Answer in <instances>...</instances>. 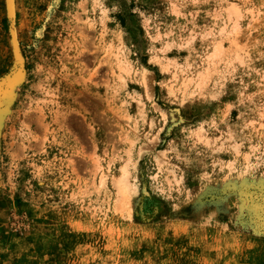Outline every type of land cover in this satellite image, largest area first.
I'll use <instances>...</instances> for the list:
<instances>
[{"label": "rangeland", "instance_id": "374dc122", "mask_svg": "<svg viewBox=\"0 0 264 264\" xmlns=\"http://www.w3.org/2000/svg\"><path fill=\"white\" fill-rule=\"evenodd\" d=\"M0 264H264V0H0Z\"/></svg>", "mask_w": 264, "mask_h": 264}, {"label": "bare ground", "instance_id": "6f19581e", "mask_svg": "<svg viewBox=\"0 0 264 264\" xmlns=\"http://www.w3.org/2000/svg\"><path fill=\"white\" fill-rule=\"evenodd\" d=\"M216 54L214 52L215 55H218L220 52V48L216 49ZM213 54V55H214ZM166 71V69H165ZM170 87V86H169ZM175 89V88H174ZM127 165L126 164L123 169H122V174L121 176L117 179V186L120 192V196H121V200L124 201V199H126L128 196H130V194L136 189V184L132 183L129 180V171L127 169Z\"/></svg>", "mask_w": 264, "mask_h": 264}]
</instances>
